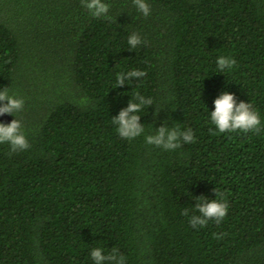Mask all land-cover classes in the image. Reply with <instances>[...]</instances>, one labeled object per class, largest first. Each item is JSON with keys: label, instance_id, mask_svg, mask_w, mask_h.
I'll return each instance as SVG.
<instances>
[{"label": "trees", "instance_id": "obj_1", "mask_svg": "<svg viewBox=\"0 0 264 264\" xmlns=\"http://www.w3.org/2000/svg\"><path fill=\"white\" fill-rule=\"evenodd\" d=\"M103 2L111 19L82 0H0V90L24 100L7 115L30 145L0 144V264H94V248L124 264H264V0H146L147 17ZM220 56L235 65L221 72ZM132 70L146 75L117 87ZM224 91L252 104L258 133L216 129ZM137 93L153 104L128 140L112 118ZM160 126L195 143L148 144ZM200 197L227 216L193 228Z\"/></svg>", "mask_w": 264, "mask_h": 264}, {"label": "clouds", "instance_id": "obj_2", "mask_svg": "<svg viewBox=\"0 0 264 264\" xmlns=\"http://www.w3.org/2000/svg\"><path fill=\"white\" fill-rule=\"evenodd\" d=\"M83 6L90 12L93 17L111 19L109 13V5L103 0H82ZM133 4L137 10L145 17L150 15L151 8L146 0H133ZM142 38L133 33L128 38V44L132 49H135L142 43ZM236 61L232 58L220 56L217 59V66L221 72L225 69H231ZM143 71L132 70L127 73L121 72L117 74V87L132 82L133 78L139 80L145 76ZM138 102H128L127 107L122 108L119 114L113 117V123L118 125L117 131L121 138L128 140L139 137L144 132V124L140 123L141 117L137 115L143 106H151L153 101L151 98H145L139 93L136 94ZM6 102V103H4ZM24 107V100L8 95L7 88L0 90V115H14L21 111ZM158 114L159 111L156 110ZM211 122L215 125L220 133L225 132H259L261 120L259 114L254 110L250 102L240 101L237 103L235 94L227 91L222 92L214 100V111H211ZM155 119V116H154ZM146 142L164 150H175L182 146L183 143H195L194 133L192 129L181 131L179 128H170L160 126L156 129L154 135L146 136ZM7 143L11 146L13 152L27 150L30 145L25 134L22 131V123L16 118L9 124L0 123V144ZM216 192V196L219 193ZM203 202H196L194 208L200 215H193L190 219V224L193 228L205 227L209 220H214L219 224L228 214V204L220 200H208L205 197ZM188 215V210L185 209L182 213ZM216 239H221V234H214ZM91 258L94 264H124V257L118 255L117 252H112L108 255L102 253L100 248H94L91 253Z\"/></svg>", "mask_w": 264, "mask_h": 264}, {"label": "water", "instance_id": "obj_3", "mask_svg": "<svg viewBox=\"0 0 264 264\" xmlns=\"http://www.w3.org/2000/svg\"><path fill=\"white\" fill-rule=\"evenodd\" d=\"M0 122L4 124H8L11 122V118L7 114L0 115Z\"/></svg>", "mask_w": 264, "mask_h": 264}]
</instances>
